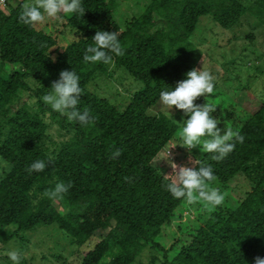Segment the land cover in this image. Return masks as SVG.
<instances>
[{
  "label": "trees",
  "instance_id": "obj_1",
  "mask_svg": "<svg viewBox=\"0 0 264 264\" xmlns=\"http://www.w3.org/2000/svg\"><path fill=\"white\" fill-rule=\"evenodd\" d=\"M11 1L0 10V158L8 166L0 174V244L38 226H55L75 246L101 231L80 264H133L146 247L157 246L161 227L185 200L165 190L170 179L151 165L177 125L162 113L146 111L160 101L161 91L174 90L196 68L199 54L190 36L201 17L228 29L247 12L264 25V0L248 7L238 0H150L123 30L112 18L111 0H81L83 16L62 15L77 38L60 49L54 37L20 23L24 0ZM98 30L118 34L124 55L113 56L112 63L141 83L120 111L86 89L95 74L106 73V64L83 60ZM64 70L79 76L78 109L90 110L94 123L70 122L42 101ZM25 80L38 87L31 93L35 108L11 109L17 94L29 89ZM52 125L68 137L49 150L44 140ZM237 132L244 142L226 158L217 162L203 152L192 167L210 164L221 184L241 174L250 190L235 208L211 212L170 264L264 259V100ZM118 149L121 155L110 159ZM49 156L55 157L54 165L27 173L31 163ZM58 182L72 187L63 199H49L44 193Z\"/></svg>",
  "mask_w": 264,
  "mask_h": 264
},
{
  "label": "rangeland",
  "instance_id": "obj_2",
  "mask_svg": "<svg viewBox=\"0 0 264 264\" xmlns=\"http://www.w3.org/2000/svg\"><path fill=\"white\" fill-rule=\"evenodd\" d=\"M16 1L19 0L11 2ZM111 1L112 18L120 30H123L126 22L139 16L150 2V0ZM238 1L248 7L254 5L255 0ZM23 3L31 4L34 0H24ZM35 29L54 37L55 47L58 49L77 38L75 31L65 24L63 18L50 19ZM190 41L199 54L195 69L207 70L214 77L213 93L199 97L195 103H206L215 108L211 115L219 120L218 127L222 131L232 129L237 132L264 100V25L247 12L228 29L218 27L208 17H201L190 36ZM10 69L12 68H7L8 71ZM25 83L29 89L21 90L17 94L11 103V109L22 105L29 109L35 108V99L31 93L38 87L31 80H25ZM140 87L139 81L113 63L106 64V73L95 74L86 85L89 92L105 99L119 111L126 106L132 93ZM42 97L43 95L41 99ZM166 112L160 101L146 111L148 115L162 113L177 125L174 137L151 162L155 170L164 176L173 171L169 160L177 165L192 167L204 152L202 147L189 152L180 146L183 120L188 117L175 108L171 110L172 118ZM67 137L68 134L58 131L52 125L47 130L44 146L51 150ZM7 168L6 163L0 158V174ZM209 186L223 194V203L212 208L203 202L190 204L184 200L174 210L169 222L161 227L155 238L157 246L146 247L135 258L133 264H170L179 248L189 241L191 235L205 222L211 212L218 207L235 208L251 188L250 183L241 174H237L225 184H221L214 177ZM12 230V227L7 228V232ZM101 235L103 232L97 231L84 245L75 246L55 226H38L31 231H18L8 243L0 244V264H12L6 255V252L11 250L20 252V264H80L82 257Z\"/></svg>",
  "mask_w": 264,
  "mask_h": 264
},
{
  "label": "clouds",
  "instance_id": "obj_3",
  "mask_svg": "<svg viewBox=\"0 0 264 264\" xmlns=\"http://www.w3.org/2000/svg\"><path fill=\"white\" fill-rule=\"evenodd\" d=\"M85 8L81 0H34V3L24 4L19 14V21L30 28H36L50 19H61L62 15L77 14L83 16ZM83 56L85 62L110 64L113 56H123L124 50L115 31H97ZM54 59V58H53ZM51 91L43 95L42 100L51 110L66 116L70 122L87 126L95 122L90 110L81 112L78 109L83 89L80 78L73 71H61L59 79L53 81ZM214 91V77L207 70L192 69L186 73V78L177 82L174 90L160 93V102L172 118L171 110L182 111L188 118L184 121L180 132L181 147L191 152L194 148H203L204 152L212 153V160L220 162L235 148L236 143H243L244 136L232 129L221 130L220 123L211 113L215 108L204 103L197 104L199 97H205ZM121 150L114 151L110 159L118 158ZM170 161L173 169L165 175L170 182L165 184V190L175 199H185L188 203L203 202L208 207H216L223 203L224 196L218 189H212L209 182L214 180L213 168L210 164L198 162V167L177 165ZM55 164V157L49 156L47 161L36 160L26 169L28 174L42 173L49 165ZM72 187L71 183L58 182L55 187L44 193L49 199H63ZM12 264H20L21 254L17 250L6 252ZM255 264H264V259L255 258Z\"/></svg>",
  "mask_w": 264,
  "mask_h": 264
},
{
  "label": "built area",
  "instance_id": "obj_4",
  "mask_svg": "<svg viewBox=\"0 0 264 264\" xmlns=\"http://www.w3.org/2000/svg\"><path fill=\"white\" fill-rule=\"evenodd\" d=\"M11 0H0V10L5 8Z\"/></svg>",
  "mask_w": 264,
  "mask_h": 264
}]
</instances>
